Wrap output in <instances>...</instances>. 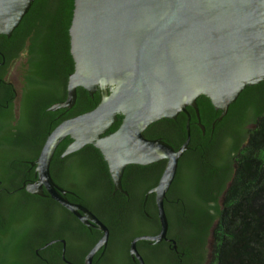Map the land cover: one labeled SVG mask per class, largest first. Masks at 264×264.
I'll return each mask as SVG.
<instances>
[{"label":"water","instance_id":"95a60500","mask_svg":"<svg viewBox=\"0 0 264 264\" xmlns=\"http://www.w3.org/2000/svg\"><path fill=\"white\" fill-rule=\"evenodd\" d=\"M33 2L0 0V34L11 36ZM69 34L74 71L69 75L66 99L49 109L72 108L79 86L91 95L100 89L102 98L92 110L64 119L50 132L36 159L38 179L27 189L42 194L46 188L58 202L76 210L63 197L64 191L50 170L54 152L67 136L73 140L63 155L95 145L109 164L116 189H122L128 164L166 159L158 184L150 190L156 193L161 230L154 236H139L132 243V253L140 264H146L136 242H160L167 236L165 198L191 141L187 106L194 108L204 129L199 96L210 99L221 111L217 118L221 120L247 86L264 80V0H74ZM25 59L16 64L11 75H22ZM180 112L187 113L189 119L187 138L178 149L162 138L145 136L153 122L176 118ZM118 115H123L119 128L103 135ZM221 160L226 162L227 157ZM222 178L215 180L212 197H220ZM187 179V190L195 192V174L190 173ZM214 216L203 203L193 211L201 237L196 228L191 231L199 250L203 248L202 254L208 247L207 264L217 222ZM93 219L105 232L88 254L87 264L109 235L107 227ZM12 244L6 247L13 248Z\"/></svg>","mask_w":264,"mask_h":264},{"label":"flooded vegetation","instance_id":"af4514ba","mask_svg":"<svg viewBox=\"0 0 264 264\" xmlns=\"http://www.w3.org/2000/svg\"><path fill=\"white\" fill-rule=\"evenodd\" d=\"M1 41L0 69L6 72L5 75H0V114L3 116L4 122L0 123V129H3L1 132L4 131L7 135H11L9 140L13 144L22 140L32 147L41 146L42 149L50 132L61 121L72 116L65 117L64 112L56 115L42 112L47 101L44 93H30L33 87L29 84L30 78L26 75L29 67L28 57H26L21 68L22 75H11L23 53L7 64L5 52H13L14 49L9 50L3 43L5 40L1 39ZM67 86L68 81L65 98L56 97L51 102L52 105L66 99ZM61 89L63 90V86ZM98 90L102 98L101 90ZM262 94H255L254 91H251L244 96L245 99L251 100L258 96V98H263ZM52 105L46 106L48 111L56 112L59 110H50ZM229 110L226 115H228ZM215 111L219 113L220 110L215 109ZM182 113L186 114L189 119V115L185 112H180L176 118H165L173 121L170 126L157 124L160 119L153 122L144 131L145 136L151 139L167 136L172 140L176 137L177 129L175 126L178 124ZM263 117L264 115L258 119ZM118 120L119 118L116 122ZM24 121L28 125L26 128L23 127ZM216 121H213V123L215 122L212 125L213 130ZM200 122L203 124L201 119ZM196 123L200 126L198 118ZM256 123L248 124L244 134L237 135L240 154L247 147L252 137L259 139L264 136V127L260 124L256 126ZM153 124L154 126H152ZM113 125L103 135L110 134L119 128L112 131ZM253 125H255L254 130L256 127L258 128L256 134H253L252 128H249ZM27 128L29 129L28 135L23 131ZM201 129V133L206 134V126L204 125V129L202 127ZM227 130H229L228 127H226ZM72 140L71 136H67L58 144L51 161L50 170L54 181L64 191L63 197L73 204L76 210L73 211L58 202L46 188L42 194L28 191V184L38 179L36 159L41 149L34 158H9L7 160L11 161V164L7 161L8 165L0 172V234L10 240L11 232L16 227L14 223L22 222V226L25 219L28 222L30 217L28 227H23L21 232L22 241L25 244L23 248L25 256L22 258V264H87L88 254L105 232L100 224L93 219L95 217L107 227L109 235L107 243L95 252L90 264H140V260L132 253V243L139 236H154L161 230L156 193L150 192V190L158 184L167 160H160L164 161L163 168L156 164L160 161L150 164H128L122 176V189H116L109 164L95 145L87 144L77 150L81 151L84 159L70 158L77 151L63 155ZM182 157L179 160V165L186 162ZM20 159L25 160L19 164ZM33 168L35 170L34 176L33 174L29 176ZM176 178L165 198V210L169 220L166 238L160 242L138 240L136 242L137 250L146 264H162V262L164 264H207V261L202 263L196 254L189 255L180 249L184 242L178 235L181 233L182 224L185 223L186 219L181 215V209L185 208V203L181 202L178 192L174 188ZM147 180L153 182H149V187L145 190L142 185ZM143 191L145 192L143 193ZM36 201H42V203L36 204ZM35 216L37 221H34ZM187 217L189 218L188 215ZM32 243H37L35 248Z\"/></svg>","mask_w":264,"mask_h":264},{"label":"trees","instance_id":"16d2710c","mask_svg":"<svg viewBox=\"0 0 264 264\" xmlns=\"http://www.w3.org/2000/svg\"><path fill=\"white\" fill-rule=\"evenodd\" d=\"M73 9L74 0H34L12 36L0 34V46L1 39H4L3 43L7 48L14 49L13 52L6 49L7 64L20 54H27L29 67L26 75L33 87L30 93H44L47 104L44 105L42 112L46 114L56 115L64 112L65 117L78 115L92 110L101 100L99 90L91 96L86 89L79 87L77 100L72 108H62L56 112H50L46 108L47 105H52L51 102L56 97L65 98L68 77L74 71L69 35ZM5 74V70L0 69V75ZM251 91L255 94L263 93V98L258 96L251 100L245 99ZM197 105L207 132L204 135L201 133L202 129L196 123V112L189 106L188 110L192 115L191 141L189 150L182 157L186 162L178 166L174 183L181 202L185 203L181 215L186 221L178 235L184 242L180 249L189 255L196 254L202 263L207 261L208 247L207 252L202 254L203 248L199 250L191 231L197 227V221L193 218L195 206L203 203L214 211V222L217 220L208 264H264V136L259 139L252 137L241 154L237 137L244 134L248 124L256 122L258 117L264 115V80L256 85L247 86L241 97L231 104L228 115L221 120H217L221 111L216 113L207 96H199ZM118 118L112 131L119 127L122 115ZM215 120L217 121L213 130ZM187 121L188 116L182 113L175 126L176 137L172 140L167 136L162 138L178 149L187 138ZM0 123H4L1 114ZM172 123L171 119H161L157 124L170 126ZM23 127H28L26 121ZM226 127L229 130L226 131ZM1 130L3 129H0V172L6 168L8 162L11 164V161L7 160L9 158H34L38 155L41 146L32 147L22 140L13 144L9 140L11 135ZM23 131L28 135V128ZM224 143L226 147H223ZM225 157L227 161L223 162L221 159ZM70 158L84 159V156L81 155V151H77ZM22 160L25 159H20L19 164L23 163ZM156 164L163 168L164 161ZM25 171L28 172L27 169ZM34 171L33 168L29 176L32 174L34 176ZM190 173L196 176L195 192L187 190L186 187ZM220 178L225 179L221 195L212 197L216 190L214 182ZM149 182L153 181L147 180L142 185L145 190L149 187ZM212 201L215 203L209 204ZM41 203L42 201H36V204ZM151 213L153 214L152 211ZM30 220L29 217L28 222ZM34 221H37L36 216ZM28 222L25 219L22 226V222L14 223L16 227L11 232L10 240L0 234V264H22L25 244L21 232L28 227ZM197 233L201 237L198 231ZM8 243H13L14 247H6ZM32 245L35 248L37 243Z\"/></svg>","mask_w":264,"mask_h":264},{"label":"rangeland","instance_id":"374dc122","mask_svg":"<svg viewBox=\"0 0 264 264\" xmlns=\"http://www.w3.org/2000/svg\"><path fill=\"white\" fill-rule=\"evenodd\" d=\"M26 58V53H23L22 54V56H21V58H20V60L21 59H25ZM19 60V61H20ZM18 61V62H19ZM15 68V67H14ZM14 68H13V70H14ZM13 70H12V72H13ZM12 74V73H11ZM257 125L256 126H258V124H260L261 126H263L264 127V117L263 118H260V119H258V121H257V123H256ZM249 128H252V133L253 134H256L257 133V131H258V128L256 127V129L254 130V128L253 127H249ZM216 227H217V222H216V224H215V228H214V230L216 229ZM211 247H212V244H211ZM211 247H210V258H211Z\"/></svg>","mask_w":264,"mask_h":264}]
</instances>
